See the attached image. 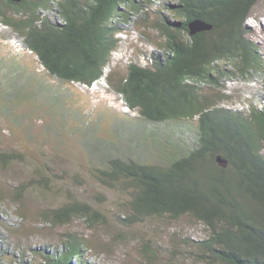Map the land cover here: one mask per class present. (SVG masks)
<instances>
[{
  "label": "trees",
  "instance_id": "trees-1",
  "mask_svg": "<svg viewBox=\"0 0 264 264\" xmlns=\"http://www.w3.org/2000/svg\"><path fill=\"white\" fill-rule=\"evenodd\" d=\"M142 1L0 0V23L36 56L44 73L86 86L104 77L125 107L145 121L167 125L163 132H143L144 140L156 146V162L141 159L129 145L124 151L135 149L136 155L100 151L98 142L89 147L98 163L92 164L91 174L121 196L119 213L108 221L101 210L81 200L48 208L42 213L47 222L63 225L80 219L88 232H65L41 264H84V254L103 253L117 236L133 234L131 228L146 220L177 222L183 217L202 225L204 238L196 245L185 237L179 239L182 247L176 241L163 247L136 236L141 264H181L175 260L178 254L203 264H264V101L232 109L220 104L229 95L218 100L205 90L232 76L259 74L264 84V61L246 28L258 0L165 2L161 8L167 16L154 23L163 40L152 63L130 62L124 75H104L119 43L121 20L131 11H143L147 2ZM194 20L210 27L191 33ZM7 73L10 83L0 92L2 115V102L9 103L11 112L26 100L22 76ZM23 76L26 89L40 86L31 74ZM25 95L32 97L30 89ZM1 155L21 156L15 151ZM39 173L46 177L42 169ZM22 185H13L7 197L18 211ZM1 197L0 192V205ZM171 233L178 236L176 230ZM99 235L108 239L100 241Z\"/></svg>",
  "mask_w": 264,
  "mask_h": 264
},
{
  "label": "rangeland",
  "instance_id": "rangeland-1",
  "mask_svg": "<svg viewBox=\"0 0 264 264\" xmlns=\"http://www.w3.org/2000/svg\"><path fill=\"white\" fill-rule=\"evenodd\" d=\"M143 1V11H131L127 20H121V31L116 34L119 43L104 68V75L113 72L118 78L125 74L130 62L151 64L153 53L159 52L163 38L154 23L167 16L161 7L173 0ZM246 28L248 38L256 44L264 61V0L257 1ZM22 46L21 39L0 23V92L3 94L7 82L10 83L9 69L11 78L14 73H19V79L22 76L21 92L26 96L24 103L15 105L11 112L9 103L2 102L1 107L6 114H0V192L4 197H1L4 203L0 205V264H41L43 255L53 253L61 244L65 232H88L80 219L63 225L47 222L42 213L48 208L81 200L101 210L111 221V217L119 213L116 203L122 198L92 176V164L98 163L91 156L89 147L98 142L100 151L119 150L133 156L138 151L141 159L156 162L159 159L156 146L151 139L144 140L143 132L154 134L167 127L145 121L136 110L125 107L120 95L104 77L91 86L62 82L44 73L36 56ZM24 74H31L34 82L40 84L37 88H29L32 97L25 95L29 89H26L28 80ZM220 84L217 88L205 86V90L216 99L222 94L229 95L220 100L222 106L240 110L251 103L263 104L264 84L259 74L247 78L224 77ZM128 138L132 142L126 145L124 140ZM128 145L136 151H124L129 149ZM12 151L21 156L1 155ZM40 169L46 177L41 178ZM18 184H23L19 188L23 191V207L19 211L7 200L11 187ZM131 229L135 230L133 234L117 236L103 253L84 254V264H141L136 236L148 237L163 247H171L172 241L181 245L183 242L179 239L185 237L196 245L206 234L202 225L185 217L177 222L146 220ZM175 230L177 237L171 233ZM98 238L100 241L108 239L101 235ZM177 259L181 264H203L187 261L179 254L175 256Z\"/></svg>",
  "mask_w": 264,
  "mask_h": 264
},
{
  "label": "water",
  "instance_id": "water-1",
  "mask_svg": "<svg viewBox=\"0 0 264 264\" xmlns=\"http://www.w3.org/2000/svg\"><path fill=\"white\" fill-rule=\"evenodd\" d=\"M11 1L19 2L21 0H11ZM209 27H210V25H207V24H205L199 20H194L193 22L189 23V30L191 33H194L196 31H200V30H204V29H207ZM218 160H220V159L218 158Z\"/></svg>",
  "mask_w": 264,
  "mask_h": 264
},
{
  "label": "bare ground",
  "instance_id": "bare-ground-1",
  "mask_svg": "<svg viewBox=\"0 0 264 264\" xmlns=\"http://www.w3.org/2000/svg\"><path fill=\"white\" fill-rule=\"evenodd\" d=\"M257 105V104H256ZM257 106H260V105H257Z\"/></svg>",
  "mask_w": 264,
  "mask_h": 264
}]
</instances>
